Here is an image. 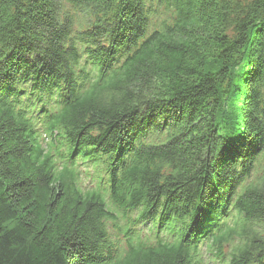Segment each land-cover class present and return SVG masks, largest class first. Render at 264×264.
<instances>
[{"label": "trees", "instance_id": "trees-1", "mask_svg": "<svg viewBox=\"0 0 264 264\" xmlns=\"http://www.w3.org/2000/svg\"><path fill=\"white\" fill-rule=\"evenodd\" d=\"M202 249L264 264V0H0V264Z\"/></svg>", "mask_w": 264, "mask_h": 264}, {"label": "rangeland", "instance_id": "rangeland-1", "mask_svg": "<svg viewBox=\"0 0 264 264\" xmlns=\"http://www.w3.org/2000/svg\"><path fill=\"white\" fill-rule=\"evenodd\" d=\"M77 171L79 172L80 176L79 179L77 181V185L78 188L83 192V190L87 191V190H91L94 188L95 184L92 179L93 177V170H91V168L89 167L88 163H82L78 161L77 163V167H76ZM133 216V215H131ZM106 230H107V234H108V240L111 241L113 243V248L115 249H122L124 246V238H123V223L122 222H107L106 223ZM201 254V261L202 264H218L216 262L207 260V253H205V250L202 249L200 251Z\"/></svg>", "mask_w": 264, "mask_h": 264}]
</instances>
